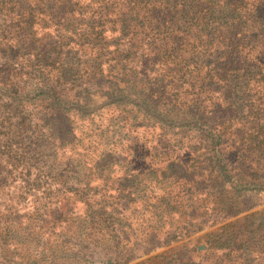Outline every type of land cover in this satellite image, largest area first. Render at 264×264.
<instances>
[{
	"label": "trees",
	"instance_id": "obj_1",
	"mask_svg": "<svg viewBox=\"0 0 264 264\" xmlns=\"http://www.w3.org/2000/svg\"><path fill=\"white\" fill-rule=\"evenodd\" d=\"M251 186L264 0H0V264L168 244ZM197 239V261L174 246L131 264H264V208Z\"/></svg>",
	"mask_w": 264,
	"mask_h": 264
},
{
	"label": "rangeland",
	"instance_id": "obj_2",
	"mask_svg": "<svg viewBox=\"0 0 264 264\" xmlns=\"http://www.w3.org/2000/svg\"><path fill=\"white\" fill-rule=\"evenodd\" d=\"M238 194L237 199L234 201L236 203V211L234 212V215L224 216L225 213L214 211L212 214L205 217L206 226L203 228H198L199 223L194 218L189 221V231L185 232L184 230H181L177 232V238L174 241H170L168 244H164L160 241V238L156 239L155 237L151 239L152 242L150 243H137L138 241L134 239V236L128 237L127 233L122 235L119 239H125V241H120V246L116 249L110 250V252L88 243L81 248V256L83 255L82 259L71 257L68 261H70L71 264H131L149 255L174 246H177L179 250L181 249L180 246H184V248L186 247V249H188V259L190 261H197L200 259L198 253L200 255L202 252L200 251L197 253L196 251L191 250V248L196 246L198 250H201V248L204 247V242L197 239L202 232L212 229L227 220L241 218L245 213L264 208V191L257 188V186L245 188ZM126 239H128V241H126ZM183 242L184 245H182ZM23 246H26L33 252L39 250V247L34 246L32 242H28ZM46 254H49V252H46ZM49 257L50 256H47L46 259H49ZM30 262L31 261L28 260V263Z\"/></svg>",
	"mask_w": 264,
	"mask_h": 264
}]
</instances>
